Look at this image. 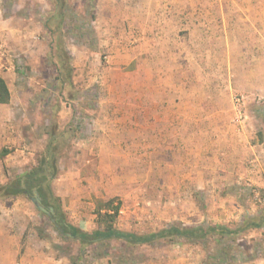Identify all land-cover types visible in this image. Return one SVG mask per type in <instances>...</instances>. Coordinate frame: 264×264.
I'll return each instance as SVG.
<instances>
[{
	"label": "crops",
	"instance_id": "crops-1",
	"mask_svg": "<svg viewBox=\"0 0 264 264\" xmlns=\"http://www.w3.org/2000/svg\"><path fill=\"white\" fill-rule=\"evenodd\" d=\"M95 7L109 66L93 76L103 88L94 121L81 127L85 156L59 182L72 195L75 226L97 229L85 213L95 199H121L130 218L167 223L250 217L248 192L264 191V140L252 119L235 122L233 101L264 96V0ZM50 261L0 222V264H60Z\"/></svg>",
	"mask_w": 264,
	"mask_h": 264
},
{
	"label": "rangeland",
	"instance_id": "rangeland-1",
	"mask_svg": "<svg viewBox=\"0 0 264 264\" xmlns=\"http://www.w3.org/2000/svg\"><path fill=\"white\" fill-rule=\"evenodd\" d=\"M97 1L0 0V38L7 50L0 74L6 78L12 95L8 106H0V184H7L36 167L50 148L58 158L59 170L52 183L53 191L68 221L74 225L79 223L73 217L74 212L67 209L72 195L59 182L74 169L76 158L85 156L81 141L89 140L83 138L81 127L87 120L94 121L90 109L97 111L102 98L101 79L93 76L109 66L106 53L98 46ZM66 52L69 59L64 55ZM233 103L235 122L252 119L257 139L264 140V96L236 93ZM83 182L88 184L86 180ZM254 191L246 196L253 206L249 214L259 217L264 214V204L256 193L264 198V191ZM106 201L95 199V206L85 210L95 228H98L96 209ZM116 202L122 208L125 205L121 199ZM133 215L130 218L120 212L116 226L144 234L169 224L220 225L230 229L242 224L235 219L225 223L208 220L167 223ZM0 222L7 233L19 238L21 248L31 246L41 250L48 262L53 258L60 264H73V257L81 253L84 255L81 264H264V226L234 236L214 235L204 243L164 242L127 248L113 241L106 247L93 246L82 252L79 243L61 237L51 218L25 197L0 200ZM16 222L17 226L12 227Z\"/></svg>",
	"mask_w": 264,
	"mask_h": 264
},
{
	"label": "trees",
	"instance_id": "trees-1",
	"mask_svg": "<svg viewBox=\"0 0 264 264\" xmlns=\"http://www.w3.org/2000/svg\"><path fill=\"white\" fill-rule=\"evenodd\" d=\"M69 59V54H64ZM11 91L6 79L0 74V105L9 104ZM58 158L49 148L47 154L39 164L24 174L18 175L7 184H0V200L25 197L33 202L37 192L43 205L53 208L54 213L49 216L57 233L68 240L79 243L81 251L93 246L106 247L110 242H120L127 248H139L154 246L159 243L190 242L204 243L214 235L222 237L234 236L241 231L262 228L264 226V214L259 217H247L237 229L226 226L195 227L183 224H173L155 232L139 234L131 231H123L116 224L121 210V203L111 199L101 203L96 209L98 228L93 231H85L70 223L61 209L60 199L56 197L52 183L58 177ZM84 255L81 253L73 257V264H81ZM137 258L134 259V262Z\"/></svg>",
	"mask_w": 264,
	"mask_h": 264
},
{
	"label": "water",
	"instance_id": "water-1",
	"mask_svg": "<svg viewBox=\"0 0 264 264\" xmlns=\"http://www.w3.org/2000/svg\"><path fill=\"white\" fill-rule=\"evenodd\" d=\"M33 203L35 204V206L38 208V210L48 216H51L54 213V209L50 208L47 209L42 202L41 197L39 196V194L36 192L33 198Z\"/></svg>",
	"mask_w": 264,
	"mask_h": 264
},
{
	"label": "built area",
	"instance_id": "built-area-1",
	"mask_svg": "<svg viewBox=\"0 0 264 264\" xmlns=\"http://www.w3.org/2000/svg\"><path fill=\"white\" fill-rule=\"evenodd\" d=\"M6 56H7V50L5 49V46L3 45V41H2V39L0 38V66H2V60L4 59V58H6ZM254 192H257V191H254ZM256 195H257V197H258V200L261 202V203H263L264 204V198H260L259 196H258V193H256Z\"/></svg>",
	"mask_w": 264,
	"mask_h": 264
}]
</instances>
